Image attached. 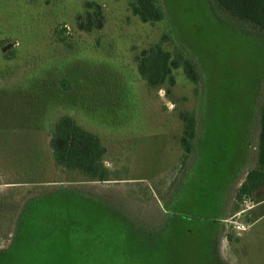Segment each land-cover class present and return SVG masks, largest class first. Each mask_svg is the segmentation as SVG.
<instances>
[{"label":"rangeland","instance_id":"obj_1","mask_svg":"<svg viewBox=\"0 0 264 264\" xmlns=\"http://www.w3.org/2000/svg\"><path fill=\"white\" fill-rule=\"evenodd\" d=\"M159 1L149 24L128 0H0V264H264V185L239 194L257 166L264 34L213 0ZM87 2L101 30L79 28ZM155 46L181 50L198 83L180 68L150 87L138 64ZM181 112L196 116L192 154ZM65 115L100 137L109 181L56 166Z\"/></svg>","mask_w":264,"mask_h":264},{"label":"trees","instance_id":"obj_2","mask_svg":"<svg viewBox=\"0 0 264 264\" xmlns=\"http://www.w3.org/2000/svg\"><path fill=\"white\" fill-rule=\"evenodd\" d=\"M134 16L141 22L155 24L164 19L165 13L159 0H128ZM216 7L226 12L232 20L244 23L253 30L264 34V0H213ZM87 11L80 16L79 28L92 32L104 27L105 16L99 4L87 2ZM89 9H93L92 11ZM139 59V58H138ZM183 69L184 74L193 83H198L199 73L190 59L181 51L172 54L162 47L155 46L143 51L139 59L138 70L150 87H159L168 83L175 85L174 70ZM184 132L181 144L187 154L195 150L196 116L181 112ZM50 148L57 167L76 171L91 181L110 180V171L104 163L106 148L100 137L77 124L74 118L65 115L55 124L50 137ZM264 185V112L261 118L257 166L248 172L242 184L240 196L250 198Z\"/></svg>","mask_w":264,"mask_h":264},{"label":"built area","instance_id":"obj_3","mask_svg":"<svg viewBox=\"0 0 264 264\" xmlns=\"http://www.w3.org/2000/svg\"><path fill=\"white\" fill-rule=\"evenodd\" d=\"M239 232L240 231H243V228H241L240 226H237V227H235Z\"/></svg>","mask_w":264,"mask_h":264},{"label":"water","instance_id":"obj_4","mask_svg":"<svg viewBox=\"0 0 264 264\" xmlns=\"http://www.w3.org/2000/svg\"><path fill=\"white\" fill-rule=\"evenodd\" d=\"M10 47H11V45L5 47V48L3 49V51L5 52V51L8 50Z\"/></svg>","mask_w":264,"mask_h":264},{"label":"crops","instance_id":"obj_5","mask_svg":"<svg viewBox=\"0 0 264 264\" xmlns=\"http://www.w3.org/2000/svg\"><path fill=\"white\" fill-rule=\"evenodd\" d=\"M53 155V154H52ZM54 159V158H53ZM55 162V161H54Z\"/></svg>","mask_w":264,"mask_h":264}]
</instances>
